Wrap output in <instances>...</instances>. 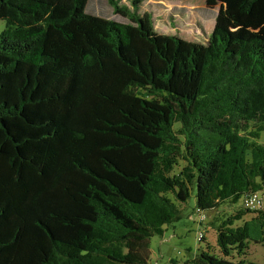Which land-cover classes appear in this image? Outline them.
<instances>
[{"label": "trees", "instance_id": "obj_1", "mask_svg": "<svg viewBox=\"0 0 264 264\" xmlns=\"http://www.w3.org/2000/svg\"><path fill=\"white\" fill-rule=\"evenodd\" d=\"M87 1L0 0V264H149L193 187L264 196V0H217L203 42ZM210 224L183 264H247L264 204Z\"/></svg>", "mask_w": 264, "mask_h": 264}, {"label": "crops", "instance_id": "obj_2", "mask_svg": "<svg viewBox=\"0 0 264 264\" xmlns=\"http://www.w3.org/2000/svg\"><path fill=\"white\" fill-rule=\"evenodd\" d=\"M119 4L125 5L127 9L115 11L107 0H88L87 11L94 15L134 22L135 18L131 10L136 8L145 26L162 34H175L183 39L197 42H203L208 37L212 30L214 17L220 7V2L217 0H119ZM175 235L173 231L168 236L167 229L158 235L159 248L157 251L161 257H163V246L170 245ZM149 250L150 256L156 255V251L153 253L154 250L151 249V241ZM191 256L192 252L182 260V264L187 262ZM158 258V256L155 258L156 264ZM169 261L175 262L176 259L169 258Z\"/></svg>", "mask_w": 264, "mask_h": 264}, {"label": "rangeland", "instance_id": "obj_3", "mask_svg": "<svg viewBox=\"0 0 264 264\" xmlns=\"http://www.w3.org/2000/svg\"><path fill=\"white\" fill-rule=\"evenodd\" d=\"M206 22V20H205ZM207 26V24L205 25ZM4 27V20L0 19V30ZM262 140H264V133H262ZM183 165L179 162L174 169L177 172ZM180 208L181 217L166 226L164 231L167 229L168 236L175 231L176 235L172 237V243L170 245H164L162 248L163 257L157 251L159 248V236L151 237V249L153 253L156 251L155 256H150L149 264H156L155 258L158 256L157 264H182V260L189 256V253L196 251V249L204 248L205 242H198L196 240L197 228L204 226V238L213 247V251L216 252L215 248V231L211 226V221L214 218H220L233 214L236 210L242 208L241 201L239 200L237 204L223 203L219 207L213 210H204L202 213L205 214V220L201 225L197 223V213L195 211V188L193 187L190 191L188 199L184 203H177ZM255 212H248L242 215L241 220L235 222V225H239L242 221H249L255 217ZM189 249V251H188ZM166 252V254H164ZM160 254V255H159ZM247 264H262L264 263V243L254 242L249 239L247 243V249L245 254L242 256ZM169 258L176 259L175 262L169 261Z\"/></svg>", "mask_w": 264, "mask_h": 264}, {"label": "built area", "instance_id": "obj_4", "mask_svg": "<svg viewBox=\"0 0 264 264\" xmlns=\"http://www.w3.org/2000/svg\"><path fill=\"white\" fill-rule=\"evenodd\" d=\"M242 205L250 210H257L259 209L262 204H264V196L260 192H249L242 197ZM198 212V211H197ZM205 214L199 212L197 214V222L203 223L205 220ZM204 236V229L199 227L197 230L196 240L200 241ZM193 264V263H187Z\"/></svg>", "mask_w": 264, "mask_h": 264}]
</instances>
